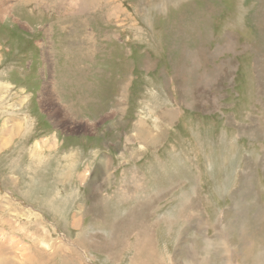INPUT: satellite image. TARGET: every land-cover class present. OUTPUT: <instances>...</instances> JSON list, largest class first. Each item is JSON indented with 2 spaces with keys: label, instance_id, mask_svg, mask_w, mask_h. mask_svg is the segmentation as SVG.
Segmentation results:
<instances>
[{
  "label": "rangeland",
  "instance_id": "rangeland-1",
  "mask_svg": "<svg viewBox=\"0 0 264 264\" xmlns=\"http://www.w3.org/2000/svg\"><path fill=\"white\" fill-rule=\"evenodd\" d=\"M0 264H264V0H0Z\"/></svg>",
  "mask_w": 264,
  "mask_h": 264
},
{
  "label": "crops",
  "instance_id": "crops-1",
  "mask_svg": "<svg viewBox=\"0 0 264 264\" xmlns=\"http://www.w3.org/2000/svg\"><path fill=\"white\" fill-rule=\"evenodd\" d=\"M62 48H63L62 44H60V45L57 44V52L59 50H62ZM79 51H82V49H79ZM83 51H86V50H83ZM94 51H96V50L94 49ZM62 57L63 56H60L59 54L57 55L58 60H60ZM66 57L69 58V56H66ZM76 58H78V57H76ZM79 58H85L86 59L88 57H86V55H84V56L82 55ZM95 58H97V55L96 54H94L93 56L90 57L91 60H95ZM79 61H81V60H79ZM144 69H145V65L143 64V70ZM76 77L74 79V82H73V86L72 87H71L72 82L71 81H68L66 78H62L61 79L60 77H58L57 80H56L57 83L60 84V88H62V87L65 88V90L62 91V92H58L57 91V94H58L57 97L62 100V106L64 108H66L67 110L70 111V115L69 116H71V117H73V116L76 117V116H78L80 114L78 112H74V110H71L68 107V105L66 104L67 103L66 101L72 100V99L81 100V101L84 100L85 101L87 99V97L86 96H83V94L87 93V91L83 90L82 87L80 86V84L82 86L85 85V88H89V86H91L94 83L92 80H89V81L88 80H85V79L82 80L81 79V75L79 77L77 75ZM75 83L78 84V87L76 86ZM98 83H100V82L98 81ZM103 84H104V81H103ZM42 85H43V93L41 95L42 96L41 97V99H42L41 105H43V107H44V103L47 101V97H46V93L47 92H46V89H48L47 88L48 86H46L44 83ZM44 88H45V90H44ZM96 89H99L101 92L102 91L104 92V90H103L104 87H102V86H97ZM54 96H55V94H54ZM51 100L54 101L53 99H51ZM88 100L89 99H87L86 101H88ZM85 103H88V102H85ZM50 105H55V104L50 103L49 104V107H50ZM76 105H77V108H80L81 105H82V103H78V104L76 103ZM115 108L116 107H113V110H112L111 113L112 114H114V113L115 114H119L118 109L115 110V112H114V109ZM52 109L55 110L54 108H52ZM78 122H79V120H78ZM63 124H64L65 127H67V129L72 130V131L82 130L81 124L80 123H77L76 124L75 121H74V119L72 121H69V122H63ZM14 129L15 130H13V132L16 131L18 128L16 126H14Z\"/></svg>",
  "mask_w": 264,
  "mask_h": 264
},
{
  "label": "bare ground",
  "instance_id": "bare-ground-1",
  "mask_svg": "<svg viewBox=\"0 0 264 264\" xmlns=\"http://www.w3.org/2000/svg\"><path fill=\"white\" fill-rule=\"evenodd\" d=\"M65 16V15H64ZM83 18V17H82ZM140 131V130H139ZM39 147V146H38ZM37 148V147H36Z\"/></svg>",
  "mask_w": 264,
  "mask_h": 264
}]
</instances>
